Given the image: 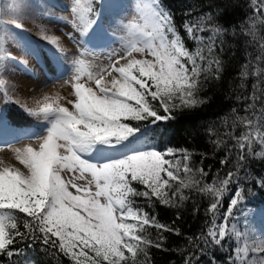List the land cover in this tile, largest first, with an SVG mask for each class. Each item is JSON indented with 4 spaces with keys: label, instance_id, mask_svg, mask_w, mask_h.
I'll list each match as a JSON object with an SVG mask.
<instances>
[{
    "label": "snow or ice",
    "instance_id": "1",
    "mask_svg": "<svg viewBox=\"0 0 264 264\" xmlns=\"http://www.w3.org/2000/svg\"><path fill=\"white\" fill-rule=\"evenodd\" d=\"M95 2L71 0V23L82 36L97 24ZM251 2L264 25V0ZM22 8L19 0L0 6V71L6 61L14 60L5 48L7 40L17 35L13 29L25 31ZM122 29L120 49L108 53V63L94 64L84 58L86 51L72 61L73 74L65 82L74 96L67 100L71 108L61 103L67 98L58 94L44 95L35 101L36 107H26L45 124L38 148L0 146V150L8 148L22 166L0 158V256H20L24 257L20 264H36L34 257L15 247L30 240L39 241L44 246L41 251L55 250L71 264H150L148 249L162 248L160 230L176 234L179 230L161 224L137 198H145L149 207L154 200L179 207L188 199L184 190L195 189L210 197L207 211L212 216L207 233L196 239L221 245L225 238L234 237L243 243L238 244L232 264H264V234L253 236L227 223L232 208L243 200L241 192L231 200L225 223L216 222L221 197L235 174L202 183L207 173L190 167L186 150L176 157L174 149L161 152L145 147L139 144L141 127L131 123L150 121L155 125L172 118L175 110L192 109L204 102L199 97L204 80L210 75L219 78L222 71L213 53L215 39L224 29L213 27L209 43L190 50L161 0H137L135 15ZM185 30L203 44V38L195 35L203 27L186 24ZM41 33L58 51H64L59 37L48 36L43 29ZM247 34L256 39L255 21ZM259 47L264 53V38ZM256 59L264 60V55ZM251 74L264 76V68L256 67ZM240 75L248 77V65ZM0 87L6 94L7 81L2 77ZM253 99H257L255 94ZM260 113L255 116L254 112V119L237 117L245 129L232 136L239 150L238 162L247 156L264 159V108ZM254 145L260 150L254 151ZM152 228L158 233L155 241L149 238ZM33 243L27 248H33Z\"/></svg>",
    "mask_w": 264,
    "mask_h": 264
},
{
    "label": "trees",
    "instance_id": "2",
    "mask_svg": "<svg viewBox=\"0 0 264 264\" xmlns=\"http://www.w3.org/2000/svg\"><path fill=\"white\" fill-rule=\"evenodd\" d=\"M22 23H30L35 28L19 31L13 29L17 35L7 40L17 44L30 42L33 36H39L42 24L39 20L48 16L54 6L48 0H19ZM164 8L172 15L174 24L183 37L188 49L195 50L198 46L204 47L209 43L213 27H221L223 33L216 37L213 55L221 62L222 71L219 78L210 75L204 80L199 97L204 101L192 109H178L171 113L170 119L158 121L153 125L150 121L136 122L139 124L141 134L139 144L148 148H155L161 152L174 149L176 157H182L184 150L190 155L188 161L193 169L202 168L207 176L202 183H212L214 180L227 178L233 172L227 191L221 197L217 211V224L225 223L224 216L228 213L231 200L237 192L243 194V200L232 208L228 226L235 224L241 232L248 231L253 236L264 234V159L247 156L244 161L238 162V149L232 136H239L245 131L239 124L237 117L260 116V109L264 108V76L257 77L251 73L256 67L264 68V60H257L262 56L259 44L264 38V25L259 21L251 0H161ZM13 0H0V6L11 4ZM100 1L96 0V13ZM43 11H41V10ZM264 14V13H262ZM211 16L208 20L207 17ZM256 23V39L248 35L250 25ZM198 25L203 31H196L195 35L203 38L199 44L185 30V25ZM39 31V33H38ZM26 36H30L27 38ZM53 46V44H50ZM206 51V50H205ZM9 62V61H6ZM248 65L249 75L242 78L243 66ZM4 70L0 77L4 78ZM6 79V78H5ZM9 93L11 85L7 83ZM257 99H253V95ZM255 105V108L249 107ZM247 109V111H245ZM235 110V111H233ZM160 114L165 115L163 109ZM231 134V135H230ZM219 142V143H217ZM136 143V142H134ZM254 145V151H259ZM172 159L173 157H168ZM226 161L225 163H221ZM183 175V173H181ZM197 179L200 177L197 175ZM141 187L140 185H134ZM187 200L179 207H166L154 200V206L149 207L145 198H137L139 205L157 220L174 231L160 230L164 237L162 248L150 247V264H232L236 256V248L243 241L234 237L222 240L221 245L205 243L203 239H196L206 234L211 226V214L207 209L211 199L195 189H185ZM23 217V214H20ZM21 225V231H23ZM150 239L157 240V230L152 228ZM189 238H192L191 240ZM32 241L17 243L29 257H34L36 264H71L63 255H57L55 250L41 251L44 247L39 241L33 243V248H27ZM251 255V254H250ZM231 258V259H230ZM24 257L0 256V264H20ZM139 259L143 260L141 255Z\"/></svg>",
    "mask_w": 264,
    "mask_h": 264
},
{
    "label": "rangeland",
    "instance_id": "3",
    "mask_svg": "<svg viewBox=\"0 0 264 264\" xmlns=\"http://www.w3.org/2000/svg\"><path fill=\"white\" fill-rule=\"evenodd\" d=\"M48 1L52 3L54 10L39 22L44 33L59 37L63 52L43 39L41 31L38 37L33 36L34 38L30 39V42L26 41V44L5 43V48L14 60L5 62L3 79L11 85L13 91H6L5 94V90L0 87V129L8 132L30 127L29 131H40L37 134L39 136L34 138L20 139L13 143L9 140L7 143L11 148H23L26 145L38 148V137L45 135V124L30 115L26 107H36L35 101L44 95L58 94L67 98L61 103L71 108L67 100L74 99V96L71 94V87L65 82L69 81L73 74L72 61L80 56L81 52L86 51L88 55L84 58L94 64L108 63V53L120 49L119 37L124 34L122 25L133 18L137 3V0H99L102 1L103 12L97 16V24L87 35L82 36L71 23V0ZM23 26L27 29L35 28L30 23H23ZM120 54L123 55L122 52ZM21 61L23 63H20ZM0 158L16 167H22L13 159V153L8 148L0 150Z\"/></svg>",
    "mask_w": 264,
    "mask_h": 264
}]
</instances>
